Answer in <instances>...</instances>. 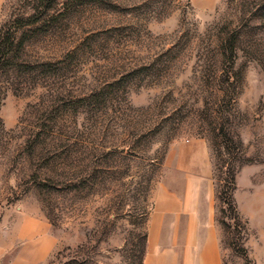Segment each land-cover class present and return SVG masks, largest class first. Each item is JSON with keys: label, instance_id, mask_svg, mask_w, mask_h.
<instances>
[{"label": "rangeland", "instance_id": "374dc122", "mask_svg": "<svg viewBox=\"0 0 264 264\" xmlns=\"http://www.w3.org/2000/svg\"><path fill=\"white\" fill-rule=\"evenodd\" d=\"M1 26L0 264L36 221L55 245L35 264H142L189 139L215 166L224 264H254L233 189L264 173V0H2Z\"/></svg>", "mask_w": 264, "mask_h": 264}, {"label": "crops", "instance_id": "0c3cea01", "mask_svg": "<svg viewBox=\"0 0 264 264\" xmlns=\"http://www.w3.org/2000/svg\"><path fill=\"white\" fill-rule=\"evenodd\" d=\"M167 163L163 179L153 190L142 264H224L215 166L209 148L198 139L181 141L169 150ZM256 174L249 166L239 168L233 201L247 226L248 256L254 264H264V173L258 178ZM31 225L11 264H35L54 247L45 222ZM2 244L0 255L8 253L10 246L15 250L16 238Z\"/></svg>", "mask_w": 264, "mask_h": 264}, {"label": "trees", "instance_id": "16d2710c", "mask_svg": "<svg viewBox=\"0 0 264 264\" xmlns=\"http://www.w3.org/2000/svg\"><path fill=\"white\" fill-rule=\"evenodd\" d=\"M3 30H4L3 26H1L0 27V47L2 48V52L0 51V53H3V56H0V59L2 60V58H3L6 60V55L13 49L14 40L16 39V36H15L16 30L14 29L8 35L2 34ZM5 60H3L4 66L7 65ZM233 214H234V218L238 219L239 214L237 212L235 204L233 205Z\"/></svg>", "mask_w": 264, "mask_h": 264}]
</instances>
